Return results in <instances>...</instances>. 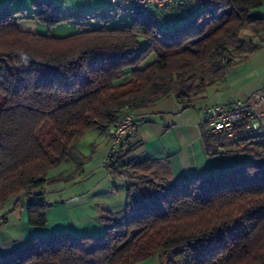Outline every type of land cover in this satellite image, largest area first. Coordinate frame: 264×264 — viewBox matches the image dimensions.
Returning a JSON list of instances; mask_svg holds the SVG:
<instances>
[{
  "label": "trees",
  "instance_id": "16d2710c",
  "mask_svg": "<svg viewBox=\"0 0 264 264\" xmlns=\"http://www.w3.org/2000/svg\"><path fill=\"white\" fill-rule=\"evenodd\" d=\"M169 6L185 16L122 1L83 12L34 1L31 10L0 7V203L25 194L26 221L46 225L49 203L39 191L48 172L83 159L73 141L88 129L107 130L115 117L166 95L190 103L223 81L232 52L251 51L245 32L264 41V0H206ZM159 12V13H158ZM34 19L51 29L74 22L64 36L18 28ZM131 114V113H130ZM217 154L223 138L205 128ZM232 151L249 157L239 168L175 183L142 156L122 152L105 166L125 176L126 205L102 217L104 231L35 235L0 257V264H136L159 251L162 264H264V135Z\"/></svg>",
  "mask_w": 264,
  "mask_h": 264
},
{
  "label": "crops",
  "instance_id": "0c3cea01",
  "mask_svg": "<svg viewBox=\"0 0 264 264\" xmlns=\"http://www.w3.org/2000/svg\"><path fill=\"white\" fill-rule=\"evenodd\" d=\"M34 1L40 0H0V7L31 10ZM50 1L59 7L88 13L108 10L114 4L110 0ZM187 2L191 8L199 7L201 2L207 3L206 0H187ZM149 11L156 10L151 7ZM159 12L169 22L180 20L185 16L173 7L159 10ZM16 24L19 29L32 32L44 33L46 28L43 23L34 19L17 20ZM53 28L56 30L54 34L56 36L77 31L74 22L61 23ZM245 35L244 42L252 43L255 47L248 52H244L243 49L233 51L232 63L226 69L224 80L208 86L200 97L190 103H180L174 95L170 94L150 106L130 110L132 115L141 117L144 122L133 133L127 135L119 145L118 151L124 154L125 163L147 156L153 161V168L159 176L179 183L186 179L230 171L249 162V157L244 154L226 151H232L238 145L243 146L244 140L249 137L264 135V103L255 108V113L262 115L258 119L260 124L258 129L249 130L244 135L233 139L216 134L224 140V145L218 146L217 154L207 151L202 135L206 112L210 105H231L237 99L251 97L256 91L264 89V41L247 35V31ZM107 140L106 130L88 129L82 137L73 141L74 149L83 159L81 166L77 167L74 162L67 161L48 172V179L59 176L69 177V182L55 179L46 182L39 190L44 193L46 199V194L61 191L67 185L73 184V187H77V185L86 184V190L81 188V191H75L76 194H73V208H87L91 215L86 218L96 219L98 225H95L94 229L101 232L105 229L101 218L107 217L109 213L123 210V206L126 205V187L131 182L125 176H111L109 170L100 165ZM90 193L91 196H89ZM25 197L28 198L23 193L0 203V226L8 224L7 212L17 211L19 207L25 210L23 203ZM49 204L46 210V225L32 229L27 221H23L22 229L25 230V236L17 233L18 235L13 236L8 242H1L0 257L21 247L29 237L70 231L62 221L55 220L56 215L60 218L65 217L64 204L62 202ZM7 245H9L8 248H6Z\"/></svg>",
  "mask_w": 264,
  "mask_h": 264
},
{
  "label": "built area",
  "instance_id": "2783aa9c",
  "mask_svg": "<svg viewBox=\"0 0 264 264\" xmlns=\"http://www.w3.org/2000/svg\"><path fill=\"white\" fill-rule=\"evenodd\" d=\"M122 1L127 5L146 11L151 7L165 8L183 6L187 0H110ZM264 103V89L256 91L251 97L237 99L231 105L212 104L206 112L205 125L209 132L221 134L233 139L244 135L249 130L259 128L258 119L261 113H255V108ZM144 120L130 113H122L115 117L111 126L106 130L107 145L102 155L100 165L106 166L117 153L123 139L133 133Z\"/></svg>",
  "mask_w": 264,
  "mask_h": 264
},
{
  "label": "rangeland",
  "instance_id": "374dc122",
  "mask_svg": "<svg viewBox=\"0 0 264 264\" xmlns=\"http://www.w3.org/2000/svg\"><path fill=\"white\" fill-rule=\"evenodd\" d=\"M44 33H50L55 34L56 30L55 28L48 29L47 27L43 31ZM66 182H69L68 178L63 179ZM68 184V183H67ZM85 184V183H84ZM88 184V183H87ZM81 188L86 190V184L85 185H77V187H73V184L67 185L63 190L52 192L50 194H46V200L53 204L55 202H62L64 204L65 209V217L60 218L56 215L55 220L62 221L64 225L70 230L71 232H74L75 234H91L95 235L100 233L101 231H97L94 229L95 225H98L96 223L97 221L93 220L91 218H86L87 216H90L91 214L88 213L87 208L80 207V208H73V194H76L75 191H81ZM91 196V193L90 195ZM26 200H28L27 197L23 199V203L25 205V210H21L22 208L19 207L17 211H11L7 212L8 217V224H4L3 226H0V244L1 242H8L13 236L16 237L18 234L22 233L23 236H25V230L22 228L23 221H26ZM92 203V200L89 199ZM125 204V201H124ZM85 206V205H84ZM125 208V205L123 206V209ZM77 217V218H76ZM18 221V222H17ZM32 229H38L40 227L31 226ZM74 228V231H73ZM18 233V234H17ZM22 238V237H21ZM3 244V243H2ZM9 245H7L6 248H8ZM168 254H165L163 251H159L155 253L153 256L138 262L136 264H162L166 261L168 258Z\"/></svg>",
  "mask_w": 264,
  "mask_h": 264
}]
</instances>
